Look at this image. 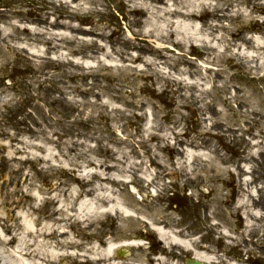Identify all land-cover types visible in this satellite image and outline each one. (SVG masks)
Returning <instances> with one entry per match:
<instances>
[{"label": "rangeland", "instance_id": "obj_1", "mask_svg": "<svg viewBox=\"0 0 264 264\" xmlns=\"http://www.w3.org/2000/svg\"><path fill=\"white\" fill-rule=\"evenodd\" d=\"M0 68L2 264H264V0H0Z\"/></svg>", "mask_w": 264, "mask_h": 264}, {"label": "trees", "instance_id": "obj_2", "mask_svg": "<svg viewBox=\"0 0 264 264\" xmlns=\"http://www.w3.org/2000/svg\"><path fill=\"white\" fill-rule=\"evenodd\" d=\"M84 19H85L84 23H79V25L82 26V28H86V29H88V31L95 28L94 24L89 23L90 20H88L87 17H84ZM96 35H98V34H96ZM15 58H16V60H14V62L16 64H21L23 66H25L26 64L29 65V66L30 65H44V66H46V65H55L54 63H52L51 61H48V60H42V59L33 60V59L29 58V57L22 56V55H17ZM14 62L12 61L11 68L14 67V64H15ZM18 68H21V67H18ZM50 70H53V69L51 68ZM12 71H13V69L11 71H9V73L7 74L9 77L12 78L11 79L12 82L14 81V79H15L14 77L15 76L19 80H22V79H26L27 80L28 77L30 78V74H31L30 72L31 71H30L29 67L24 68L22 71L19 70V73H17V74H15L16 72L13 73L14 76H12L13 74H11ZM85 72L86 71L81 70V71H79V75L80 74H84ZM80 80L84 84L85 87H86V85L87 86H89V85L91 86V84L93 85V84H96L97 81H101L99 78H94V77H91V76H88V75L82 76ZM9 82H10V79H9ZM79 84H80V82H79ZM83 84H80V85H83Z\"/></svg>", "mask_w": 264, "mask_h": 264}, {"label": "bare ground", "instance_id": "obj_3", "mask_svg": "<svg viewBox=\"0 0 264 264\" xmlns=\"http://www.w3.org/2000/svg\"><path fill=\"white\" fill-rule=\"evenodd\" d=\"M186 17H187V19H192L194 16H193L192 14H190V15H188V16H186ZM155 230H157V233L161 236V238H166V233H165V231H164L162 228H155ZM181 243H182V242H178L177 244L182 245ZM137 245H139V243L132 242V241H131V242L121 243V244H119V245L108 244V245L106 246V248H105L104 251H105L106 254H108V255L110 256L111 254H113V251H114L115 249L119 248V247H120V248H123V247H129V246L135 247V246H137ZM53 257H54V256H53ZM193 257H194L195 259L199 260V261L204 262V263H207V264L210 263V260H209L205 255H201V254H197V253H195V254L193 255ZM17 261H18L19 264H25V263H24V258L21 257L20 254H17ZM0 264H2L1 261H0ZM111 264H116V263H111Z\"/></svg>", "mask_w": 264, "mask_h": 264}, {"label": "water", "instance_id": "obj_4", "mask_svg": "<svg viewBox=\"0 0 264 264\" xmlns=\"http://www.w3.org/2000/svg\"><path fill=\"white\" fill-rule=\"evenodd\" d=\"M186 264H202V263L193 259H188L186 260Z\"/></svg>", "mask_w": 264, "mask_h": 264}]
</instances>
